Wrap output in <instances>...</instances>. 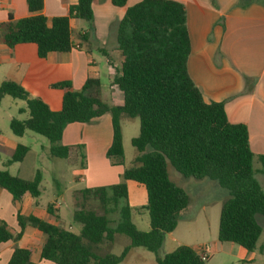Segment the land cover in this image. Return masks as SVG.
<instances>
[{"label": "trees", "instance_id": "1", "mask_svg": "<svg viewBox=\"0 0 264 264\" xmlns=\"http://www.w3.org/2000/svg\"><path fill=\"white\" fill-rule=\"evenodd\" d=\"M29 15L14 19L9 14L0 23V42L8 47L17 43H34L37 55L66 52L74 47L69 21L87 22L81 40L93 37L92 3L76 0L67 15L47 18L41 13L43 0H25ZM250 0H238L244 5ZM124 6L126 0H111ZM116 47L121 64L112 84L121 92L122 103L109 105L100 97V81L87 78L80 90H72L67 80L52 87L64 91L61 108L51 110L38 97H31L18 83L0 82V102L4 96L21 99L27 113L25 119L12 117L9 128L15 136L26 130L44 136L51 157L67 158L72 146L61 144L63 129L68 123H89L105 112L111 114L112 141L106 151L112 163H123L124 150L120 118H138L139 132L131 139L137 155L127 165L121 181L109 186L84 188V198L98 200L102 212L80 205L72 213L79 224L77 232L52 224L36 216L17 213L19 231L13 234L0 221V243L17 241L26 225L37 229L43 243L40 259L55 264H118L130 249L142 247L155 253L156 264H207L190 246L179 245L170 252L157 255L164 235L177 226L179 214L190 202L181 186L172 181L168 165L185 178L215 180L227 191L218 220L217 238L254 251L262 233L256 216H264V191L255 177L253 162L257 160L264 173V155H255L248 142L247 128L231 123L222 102H205L187 71L190 37L183 3L177 0H140L128 6L116 25ZM82 151V146H76ZM29 147L17 144L6 165L21 162ZM82 161L84 159L81 153ZM41 172L37 169L27 179L0 169V187L19 201L25 193L35 200L41 194ZM126 180L142 184L146 190L144 208L149 216V229L143 231L131 220L127 204ZM51 204H48L49 212ZM117 213L113 226L109 215ZM116 234L129 238L119 254H97L91 245L112 242ZM31 250L15 247L7 264H34Z\"/></svg>", "mask_w": 264, "mask_h": 264}, {"label": "crops", "instance_id": "2", "mask_svg": "<svg viewBox=\"0 0 264 264\" xmlns=\"http://www.w3.org/2000/svg\"><path fill=\"white\" fill-rule=\"evenodd\" d=\"M139 1L126 0L124 6H115L111 0L94 1L93 37L88 40L79 39L77 34L84 33L87 23H83L81 19H70L74 47L66 52H50L41 58L37 55L34 43H17L13 47H8L0 42V82L10 80L20 84L31 97L40 98L51 110L57 111L61 108L64 91L52 87V84L67 80L72 90H80L87 78H97L100 81L101 99L109 105H120L121 92L112 84L121 64V55L115 40L116 25L126 8ZM177 1L185 6L186 25L190 37L187 71L192 82L199 89L205 102L223 103L229 122L242 123L246 126L251 151L255 155H264V0H250L244 5L239 4L238 0ZM75 3L76 0H43L41 13L47 18L64 16L67 15L69 6ZM9 14L14 19L29 15L26 1L0 0V23L5 22ZM91 50H96L99 55L94 57ZM102 76L108 77L107 82H103ZM125 121L126 117L122 116L120 126L123 145ZM112 134L109 112L103 113L89 123H68L63 129L61 144L72 146L68 157L64 159H69L70 163L74 164L71 169L73 179L83 183L81 188L68 189L74 204L78 203L76 194L82 199V202L78 203L79 206L84 205L83 201L90 198L82 196L81 190L84 188L109 186L121 181L124 168L132 162L127 163L125 156L122 164L112 163L107 158L106 151L111 144ZM137 134L131 135L130 140ZM17 144L22 143L4 142L11 154ZM79 145L82 146L81 152L76 148ZM81 153L84 156L83 161ZM255 164L258 165L254 167L255 174L261 175V179L258 177L256 179L264 191V173L261 172L257 160L253 162V166ZM193 181L202 194L204 189L219 190L222 195L219 201L215 202V206L222 205L227 197V191L215 180L203 178ZM125 183L127 204L131 209L142 208L146 204L145 187L132 180H126ZM66 192L67 190L58 191L56 194L59 199L50 201L45 208H41L38 200L30 194L25 193L21 200L14 201L11 194L0 187V221L4 222L13 234L19 231L17 213L36 216L66 228L58 212L67 201ZM212 200L210 197L205 198L196 212H208L209 206L214 204ZM191 203L190 198L187 207ZM48 204H51V212L47 209ZM197 215H193L192 218H196ZM68 228L71 229L70 226ZM171 240L176 241L174 236H171ZM42 243L41 233L33 226L26 225L19 240L0 243V264H7L15 247L30 249V259L34 264H55L40 259ZM197 244H201L205 252L209 246L206 242L199 241L183 245L192 247L198 253ZM260 248L264 249V244H261ZM132 249L123 261L129 259L128 255ZM207 256L209 257L208 254ZM136 257L142 259L140 255ZM254 258L255 252L251 251L246 252L241 260L250 262Z\"/></svg>", "mask_w": 264, "mask_h": 264}, {"label": "rangeland", "instance_id": "3", "mask_svg": "<svg viewBox=\"0 0 264 264\" xmlns=\"http://www.w3.org/2000/svg\"><path fill=\"white\" fill-rule=\"evenodd\" d=\"M83 23L87 22L83 21ZM91 53L94 57L99 55L96 50H91ZM102 80L103 82H107L108 77L102 76ZM22 107H25V102L23 100L14 99L10 96H5L0 102V169H7L11 174L19 175L27 179L31 178L38 169L42 175L40 182L41 194L38 197V204L41 208H45L48 202L59 199L56 194L58 191L67 190L65 195L67 201L59 209V217L64 221V227L68 228L70 226L71 231L77 232L80 226L72 221V213L79 207L78 203H81L82 199L79 194H76L75 198L78 203L76 202L77 205L74 204V200L68 192V189L70 187L81 188L83 183L73 179L71 169L74 167V164H71L69 159H60L50 156L49 143L44 136L29 130H26L20 137L12 133L9 128L10 119L12 117L25 119L27 117V113L18 112V109ZM125 117L123 149L125 160L129 163L137 155V150L131 145L130 137L138 133L139 121L137 118ZM4 142L22 143L27 145L30 151L26 153L21 162H13L6 165L5 163L10 158L11 152L4 145ZM254 167L256 168L258 165L255 164ZM168 174L172 181L179 186L181 185L188 191L192 203L186 210L179 214L175 229L164 235L162 246L158 250L157 255L162 256L184 243H195V241H199L206 242L209 245L206 250V253L209 255L206 260L207 264H264V249L260 248L261 244H264L263 215L256 216L263 230L258 238L257 247L254 250L255 258L250 262L242 261L241 258L246 252L250 251L233 243L220 242L217 238L221 204L215 206V202L219 201L222 195L221 192L210 188L204 189L202 191L204 194H202L200 192L201 190L192 183L194 182V178L183 177L170 165H168ZM255 177L261 179V175L258 173L255 174ZM209 197L211 200L212 198L214 199L212 200L214 204L211 205L212 207L209 206L208 212H196L201 201ZM83 202L86 208L94 209L99 213L102 212L96 198L90 197ZM193 215H197L196 218H192ZM109 217L112 220L110 226H113L118 214L113 213L110 214ZM131 220L140 230L147 231L150 227L149 216L144 208L132 209ZM171 236H174L176 241H172ZM127 244H129V238L126 235L116 234L112 242L105 241L99 244H93L91 247L97 254H119ZM196 248L198 251H201V244H197ZM234 248L236 249L232 252ZM136 255H140L142 259L139 260ZM155 255V253L142 247H134L128 255L129 259L118 264H156Z\"/></svg>", "mask_w": 264, "mask_h": 264}, {"label": "built area", "instance_id": "4", "mask_svg": "<svg viewBox=\"0 0 264 264\" xmlns=\"http://www.w3.org/2000/svg\"><path fill=\"white\" fill-rule=\"evenodd\" d=\"M199 256L201 259L206 260L207 259V253L205 252L204 248L201 249V251H198Z\"/></svg>", "mask_w": 264, "mask_h": 264}]
</instances>
